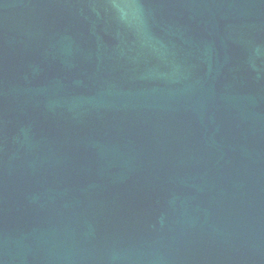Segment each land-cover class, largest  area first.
<instances>
[{"label":"water","instance_id":"95a60500","mask_svg":"<svg viewBox=\"0 0 264 264\" xmlns=\"http://www.w3.org/2000/svg\"><path fill=\"white\" fill-rule=\"evenodd\" d=\"M0 264H264V0H0Z\"/></svg>","mask_w":264,"mask_h":264}]
</instances>
